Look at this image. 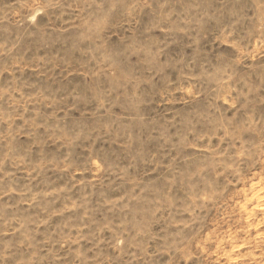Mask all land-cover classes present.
Segmentation results:
<instances>
[{"label":"rangeland","instance_id":"374dc122","mask_svg":"<svg viewBox=\"0 0 264 264\" xmlns=\"http://www.w3.org/2000/svg\"><path fill=\"white\" fill-rule=\"evenodd\" d=\"M0 264H264V0H0Z\"/></svg>","mask_w":264,"mask_h":264}]
</instances>
